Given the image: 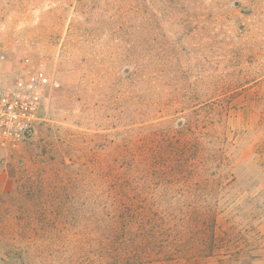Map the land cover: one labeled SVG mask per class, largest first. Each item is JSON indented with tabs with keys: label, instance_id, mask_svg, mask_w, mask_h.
<instances>
[{
	"label": "rangeland",
	"instance_id": "374dc122",
	"mask_svg": "<svg viewBox=\"0 0 264 264\" xmlns=\"http://www.w3.org/2000/svg\"><path fill=\"white\" fill-rule=\"evenodd\" d=\"M0 53L3 84L56 83L33 136L0 150V264H108L88 236L104 165L191 119L221 164L219 223L192 228L183 264H264V0H0Z\"/></svg>",
	"mask_w": 264,
	"mask_h": 264
},
{
	"label": "trees",
	"instance_id": "16d2710c",
	"mask_svg": "<svg viewBox=\"0 0 264 264\" xmlns=\"http://www.w3.org/2000/svg\"><path fill=\"white\" fill-rule=\"evenodd\" d=\"M205 139L191 119L179 131L156 130L132 139L114 164L104 165L96 184L101 214L91 216L97 227L88 231L100 260L183 264L184 256L191 261L185 243L191 244L192 228L202 224L215 231L219 223L207 200L214 195L213 168L221 164L207 157ZM88 172L97 174L94 166Z\"/></svg>",
	"mask_w": 264,
	"mask_h": 264
},
{
	"label": "built area",
	"instance_id": "2783aa9c",
	"mask_svg": "<svg viewBox=\"0 0 264 264\" xmlns=\"http://www.w3.org/2000/svg\"><path fill=\"white\" fill-rule=\"evenodd\" d=\"M6 61L0 53V66ZM54 86L42 71L20 73L6 85L0 79V150L17 148L33 136L42 121L47 91Z\"/></svg>",
	"mask_w": 264,
	"mask_h": 264
}]
</instances>
